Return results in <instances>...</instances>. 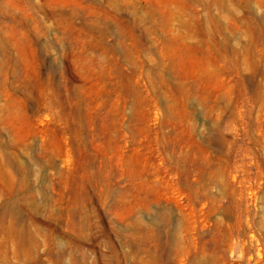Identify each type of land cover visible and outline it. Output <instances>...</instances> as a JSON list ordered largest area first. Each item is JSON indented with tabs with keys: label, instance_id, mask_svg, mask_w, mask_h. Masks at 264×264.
<instances>
[{
	"label": "rangeland",
	"instance_id": "374dc122",
	"mask_svg": "<svg viewBox=\"0 0 264 264\" xmlns=\"http://www.w3.org/2000/svg\"><path fill=\"white\" fill-rule=\"evenodd\" d=\"M0 264H264V0H0Z\"/></svg>",
	"mask_w": 264,
	"mask_h": 264
}]
</instances>
